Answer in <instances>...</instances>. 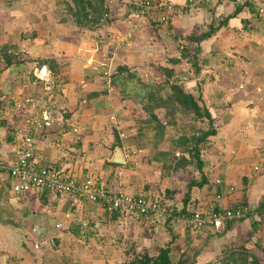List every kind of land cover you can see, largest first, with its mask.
Masks as SVG:
<instances>
[{
    "label": "crops",
    "instance_id": "1",
    "mask_svg": "<svg viewBox=\"0 0 264 264\" xmlns=\"http://www.w3.org/2000/svg\"><path fill=\"white\" fill-rule=\"evenodd\" d=\"M62 1L0 0V47L4 46L0 54V99H10L12 103V99L21 95L37 98L41 90L35 85L45 86L27 78V66L33 73L36 65L48 62L42 61L46 58L57 63V73L51 72L50 89L46 90L48 97L38 98L39 106L34 113L38 121L44 114L49 117L46 126L34 133L35 152L40 163L54 164L63 173L81 176V179L95 177L110 188L131 194L153 190L151 182L159 176L156 167L146 161L142 164L144 170L134 167L128 160L131 147L119 146L115 136L111 137V126L116 129L118 119L123 122L122 127L127 123L123 119L127 116L122 104L100 77L96 62L100 59L111 64L136 66L141 59L140 52L147 55L141 59L145 62L150 51L162 45L167 47V53L175 51L177 58V45L188 43L183 39L185 35L192 31L199 34L208 30L210 24L218 26L222 20H227L199 43L201 73L191 76L190 67L183 72V76H187L183 82L188 91L199 93V84L202 98L210 109L225 110H221L223 113L219 117L212 114L216 134L211 141L217 155L207 161L205 169L209 181L193 190L189 200L195 199L201 204L211 191L218 190L224 194L221 202L224 206L247 203L256 209L264 207V107L250 108L246 104L259 96L254 95L250 86L264 82L260 73L264 70V16L257 14L254 5L264 4V0H249L253 9L244 7L236 14L235 9L242 5L236 0H209L199 5L190 4L188 0H165L172 6L170 20L157 25L155 19L146 18L136 26L127 46L111 45L107 35L126 31L129 12L126 5L130 0H109L110 22L104 30L110 32L104 31L107 32L105 46L100 44V47L97 43L102 37L96 35H100L102 29L88 31L75 27L70 17L62 13ZM107 46L104 52L102 49ZM8 58L10 63L6 61ZM175 58H168L164 66H173L171 59ZM186 63L185 59L182 64ZM209 70L211 74L207 76ZM231 86L236 89L230 90ZM210 88L212 91L208 92ZM236 90L242 91L238 100L231 97L238 93ZM224 100L229 101L226 107L217 104ZM8 119L14 129L26 126L18 111L9 114ZM7 131L6 127L0 128L4 147L7 146ZM118 148L125 156L122 163L113 161ZM216 178L221 179L220 186H214ZM10 184V177L0 172V225L15 230L7 239L0 237V264H122L127 242L135 245L136 251L147 250L153 255L165 245L173 249L178 239L186 240L191 235L187 228H177L173 224L177 215H172L174 217L165 223H157L146 216L114 214L99 203H88L75 196L50 192L10 196ZM230 186H233L232 191H229ZM27 197L37 198V203L26 206ZM174 204L173 212L183 206L182 202ZM190 206L187 202L186 208ZM68 211L72 218L66 220L64 215ZM28 218L34 219L31 232L35 225L44 232L41 237L33 232L41 239L34 238L31 247L27 242ZM253 220L234 221L229 228L225 225L222 232L228 236L239 234L240 230L250 232L259 224ZM58 221L64 222L63 228L55 227ZM82 223H85L84 228ZM22 226L26 231H20ZM34 242H38L37 248Z\"/></svg>",
    "mask_w": 264,
    "mask_h": 264
},
{
    "label": "trees",
    "instance_id": "2",
    "mask_svg": "<svg viewBox=\"0 0 264 264\" xmlns=\"http://www.w3.org/2000/svg\"><path fill=\"white\" fill-rule=\"evenodd\" d=\"M108 1L109 0H63L60 4V9H62V13L70 17L75 27L80 30L95 31L102 29L104 25L110 22L108 18L110 8ZM152 1L159 2L160 0ZM242 5L235 9V14L244 7H248L251 10L253 9V4L250 2H245ZM126 6L129 9L128 13H130L132 8L128 3ZM143 16H145V19H155V21L159 23L157 25L166 23L160 19V14L158 12L146 13ZM63 20L65 21L66 19ZM226 22L227 20H222L218 26L210 24L208 30L200 32L199 34L192 31L185 35L183 39L185 38L188 43L177 45L179 57L171 59L173 66L155 68L158 70V73L164 75V79L161 82H147L145 78H143L144 74H142V71L126 63H119L114 67L111 74H109L108 81L110 86L118 89L120 100L130 109L131 115L136 119L137 131L135 133L122 139L118 131H116V144L119 146L125 144L127 146L134 145L136 148L141 149L145 145L142 140H146L152 144L153 147H157L164 139L165 130L168 127H173V125L176 126L177 123L179 125L181 119H183L182 121L186 120L184 124H182L185 131L181 132L175 139H171L173 144L172 149L157 150L152 157L147 159V162L153 164L159 171L160 177L172 178L173 175H175V178L181 177L184 179L187 185L186 194L181 200L183 206L177 212H173L175 202L170 206L166 200L160 201L161 203H166L169 210L172 211V215H175V213L181 214L185 211L193 188H201L208 183L209 178L205 169L207 160L202 158L201 151L204 147H207L206 144L209 143V137L216 134L214 117L210 107L202 98L200 85L198 84L199 93L197 95L188 91L187 88H184L183 85L175 79V76L180 74L178 72L180 69L176 65L181 61L180 59H186V62L190 64L192 74L198 76L203 69L198 63L200 53L199 43L209 38L219 26ZM3 49L4 46H1L0 54L4 52ZM6 61L10 63L11 60L8 58ZM42 61H48L46 64L48 63L50 73H57V63L54 60L49 61L46 58ZM32 75L34 80H36L34 73H32ZM104 80L106 83V79ZM43 84L46 86L45 83ZM48 85L50 86L51 83ZM43 89L41 87L40 95L35 98L36 101L38 98L47 99L48 94L45 93L46 89L44 92ZM7 104H9V106H7ZM13 105V102L11 103L9 100L3 101L0 99V109L12 108L13 112H15ZM157 110H162L163 113L160 114ZM20 116L23 118L22 114H20ZM40 121L43 126L42 128H44L46 126L45 121H42V119ZM190 122L193 124L191 127L187 128ZM13 126L8 116L0 118V128L6 127L8 129L5 139L9 140L11 138L14 130ZM148 131L151 132L150 138L146 135ZM180 145H183L185 148L180 150ZM106 164L117 165L111 162H106ZM187 166H194L199 174L198 177L192 176L187 180V178L182 176L186 174ZM166 192L169 194V199H171L175 191L166 189ZM45 193H47V191H44L42 194ZM110 211L114 212V214L119 212L118 210ZM168 219H170V217ZM255 219L257 222V220L261 218ZM233 222L234 221L227 222L225 225L229 228ZM130 247L134 250L132 253H129L125 243L123 252L126 255L131 254L132 258L129 259V256L125 255L122 264H174L171 255L172 249L169 245L160 247L157 253L153 255L149 254L147 250L137 252L133 244H130ZM185 262H187L186 259H180L178 262H175V264H185ZM195 262V259H193L188 262V264H195ZM207 264L215 263L212 262ZM219 264H264V246L256 244V249L253 251L248 250L242 245H240V248L226 249Z\"/></svg>",
    "mask_w": 264,
    "mask_h": 264
},
{
    "label": "built area",
    "instance_id": "3",
    "mask_svg": "<svg viewBox=\"0 0 264 264\" xmlns=\"http://www.w3.org/2000/svg\"><path fill=\"white\" fill-rule=\"evenodd\" d=\"M209 0H188V3L199 5L207 3ZM237 3L244 4L249 0H236ZM132 8V13L136 18L146 13L158 12L160 19L168 22L170 20L171 4L166 1L154 2L152 0H130L128 2ZM257 14L264 16V4H254ZM127 29L124 33L115 35L118 43L132 38L135 25L131 19H127ZM130 27V28H129ZM129 28V29H128ZM131 32L132 35H131ZM125 34L131 36L125 37ZM131 40V39H130ZM36 81L50 84L51 73L46 63L39 64L34 72ZM15 111L23 115L26 126L17 127L13 130L11 138L7 140V146H3L0 136V172L7 174L11 179V192L14 195L40 194L44 191L57 193L60 195L75 196L84 201L99 203L109 210H118L123 214L131 216H146L157 223H165L171 214L168 206L146 194H131L121 190L108 189L105 184L93 180L76 181L70 174L63 173L54 164H41L36 155L34 133L42 129L41 121L34 117L38 102L31 96L21 95L12 99ZM12 108H1L0 118L8 116ZM13 112V111H12ZM30 114V115H29ZM44 114L42 121L48 120ZM4 139V138H3ZM221 179L214 180V186H220ZM233 186L229 187V191ZM211 195L202 202L199 207L176 217L185 226L192 229L212 228L218 229L227 222L243 220L246 218H264V207L253 208L247 203H239L236 206H224L221 204L223 193L214 190ZM189 210L190 208H186ZM71 212H66L64 218L71 219ZM180 215V214H179ZM63 221L55 224L56 228H63ZM85 223H82V228ZM83 230V229H82ZM32 231L39 237L44 232L39 225H35ZM34 247H38V242H34Z\"/></svg>",
    "mask_w": 264,
    "mask_h": 264
},
{
    "label": "rangeland",
    "instance_id": "4",
    "mask_svg": "<svg viewBox=\"0 0 264 264\" xmlns=\"http://www.w3.org/2000/svg\"><path fill=\"white\" fill-rule=\"evenodd\" d=\"M126 17H127V19L128 18L131 19L132 23L135 25V28L142 21L145 22V17L138 16L137 20H136V17L132 13H127ZM125 24H127V21H125ZM126 27H127V25H126ZM104 29H105V25L102 27V31L103 32H101L100 35L99 34L96 35L97 38H101L102 37L100 43H97V44H99V47H100V44L102 46H105L104 42L106 40V38H105L106 34H107V32H110V31H107V30H104ZM104 31H107V32H104ZM135 32H136V29H135L134 33ZM121 33H119V34H121ZM132 33L133 32H131V35H132ZM115 35H117V34L112 33V32H111V35H110V33L107 35L108 38H111V41H110L111 45L115 44V45H119V46H127V45H129L131 43V40H130L131 37H130L129 40H125V42L122 43V44L118 43L117 40L113 39V38H115ZM131 35L130 34H125V37H129ZM42 38H44V37H42ZM149 45H151V44H149ZM166 48L167 47L165 45H162V47L160 46L158 49H155V47H154L153 51H150L151 53L148 55L149 57L147 59H144L145 62L143 60H141V59H142V57H145L147 55L146 54L145 55H141V52H140L139 57L141 59L138 60L140 62H138L137 59H136L135 61H137L136 62L137 65L135 66V64L133 63L134 65H132V66L138 67V69L140 71H142V74H144L143 78H145V80L147 82H152V81L161 82L164 79V75L158 73L157 72L158 70L155 69V68L163 67L165 62L167 63L168 58L169 59L170 58H175V56L177 55V53H175V51L172 52V53H167L168 51L166 50ZM97 49H98V47H97ZM107 49H108V46L106 47V49H102V50L105 52V50L107 51ZM172 49H174V47ZM104 52L100 51L101 54L104 53ZM263 54H264V52H263ZM180 60L183 63V61L185 59H180ZM142 61H143V63H141ZM182 63L178 67L180 69V71H178L180 74L175 76V79L183 75V72L186 70V67H190L189 63H186V64H182ZM96 64L99 65V67L96 68V70L101 72L100 73V77H102V79H106V85H107L108 90L110 92H112V94L116 96V99L122 104V107H124L125 112H126L125 114L127 116V117L123 118V119L126 120L127 123L125 125H123L122 127L120 125L123 122H120L118 119H117V123H116L117 125H115L116 129H114L113 125L111 126V130H110L111 137L115 136L116 131H118L120 138L124 139L127 136H130V134L135 133L137 131V128H136V122H135L136 119H135V117L133 115H131L130 109L127 108L122 103V101L120 100V94L118 92V89L117 88L115 89V88L111 87L110 84H109V81H108L109 74H111V72L114 69V67H116L119 63L115 62V64L114 63L111 64L110 62L106 63L105 60H104V62H102L100 59H98ZM178 64H180V62ZM128 65H130V64H128ZM38 66H39V64L36 65L33 68V73L35 72V68H37ZM144 66H145V68H144ZM28 70H29V68L27 66V70H26L27 78H29L30 80H34V77H33L32 73L29 72ZM225 72H226V70H225ZM260 73L264 77V70H261ZM208 74H211L210 70L208 72H206L207 76H208ZM190 75L191 76L193 75L191 70H190ZM185 80H187V78ZM183 81L184 80H179L180 84L183 85L184 88H186L185 87V82H183ZM262 81H264V80H262ZM50 82H51V80H50ZM35 86L38 87L37 90L39 88L41 90L40 85L36 84ZM223 86H225V84H223ZM242 87L243 86L238 87V88L242 89ZM250 88L253 90V92H255V94H254L255 96H257V94H259V96L257 97V99H255V100L252 99L253 101H251V102L249 101V102H247V103L245 102V103L250 108H253V107L261 108V107H264V96H263L264 95V82L258 83V84L255 83V85L254 86H250ZM42 89H43V87H42ZM45 89L49 90L50 86L46 85ZM45 89H43V92H44ZM235 89H236L235 86H231L230 90L234 91ZM211 91H212V89L210 88L208 92H211ZM236 91H238V93H236V94L233 93L234 95L231 94L232 98L233 97L236 98L234 100H238L239 96H241V94H242L241 90H236ZM197 94L198 93L196 92V95ZM208 103H211V101L208 100ZM228 103H229L228 100L218 101L217 102L218 105H223L224 107H226V104H228ZM7 106H9V104H7ZM210 110H211L213 115L216 114L215 116H218V117L220 116L221 113H223V111H225L222 108L219 110V109H215L214 107L211 108ZM221 110H223V111H221ZM157 112H160V114L163 113L162 110H157ZM10 114H12V112ZM182 120L183 119L180 120L179 125L177 123L176 126H174V125H173V127L170 126V127H168L165 130L166 132H165V135H164V139L158 144L157 147H153L152 144H150L146 140H142L145 145L141 149L136 148L134 145H129L131 147L130 148V156L131 157L128 158L129 162H133V166L134 167L138 166L140 169L142 168V170H144L143 167H142V164H144L145 161L147 162L148 161L147 159L149 157H152L157 150H170V149H172L173 144H172V140L171 139L172 138L175 139L177 136H179L181 134V132L185 131V129H183L182 124H184V122L186 120L185 121H182ZM220 120L223 121L222 116L220 117ZM192 124H193L192 122L188 123L187 128L191 127ZM146 135L150 138L151 132H149V131L146 132ZM211 137L212 136H210L209 139H208L209 143L206 144L207 147H204L202 149V151H201L202 158L207 160V161H210L209 158H211V156L215 157L217 155V154H215L214 145L212 144ZM100 139H102V138H100ZM213 139H214V137H213ZM213 142H214V140H213ZM183 148H185V147L183 145H180L179 149L182 150ZM133 150H136L137 152L133 153L132 152ZM123 158H125L124 154H123ZM147 164L148 165H152V167L155 168V166L153 164L148 163V162H147ZM206 167H207V165H206ZM186 169H187L186 170V174H184L182 176L187 178V180L190 177H192V176L193 177H195V176L198 177L199 174H198L197 170H195L194 166H187ZM155 171H157V170H155ZM140 172H142V171L140 170ZM171 174H175V173H171ZM72 177L75 178L76 181H85L86 180V179H81L82 177L81 176H77V175H73ZM86 178H89V177H86ZM87 180H93V181H97L98 182V180L95 177H90ZM185 181H186V179H185ZM101 183L105 184L104 182H101ZM151 184H152L153 190H155V192H152L153 190H151L150 192L149 191L145 192V190H143V193L146 194V195H149V196H151V197H153L155 199H158L159 201L166 200V202H168V204H170L171 202H176V203L177 202H181V200L184 198V196L186 194V190H187V185L185 184L184 179H182L181 177L175 178V175H173L172 178L160 177V175L159 176H155V179L151 182ZM10 186H11V184H10ZM107 188L111 189V190H116V189L110 188L108 186H107ZM166 189L175 191L173 193L171 199H169L170 197H169V194L166 192ZM193 190H196V188H193ZM121 191L127 192L126 190H121ZM8 194L10 196H13V193L11 192V187L9 189ZM139 194H141V193H139ZM19 201H20L21 204H23L22 200H19ZM87 202L89 203L90 201H87ZM188 202L191 205L190 209L189 210L185 209V211H183L180 215H179V213H175V215H177L176 217L181 216L182 214H187L188 212L194 210L196 207L201 206L200 203H197L198 200L196 201L195 199L191 200V201L189 200ZM202 202H205V201H202ZM24 203L26 204V206L27 205L28 206H30V205L34 206L37 203V198L27 197V198H25ZM198 204H199V206H198ZM149 219H151V218H149ZM248 219L250 221L253 220L252 218H248ZM253 221H256V219L253 220ZM257 221L259 222V224H256V226L254 228L252 227L253 230L251 229V231H250L251 233L249 231L246 232V231L240 230L239 234L235 233V234H233V236L232 235L228 236L227 233L225 234V232H222L223 231V227L225 225L222 226V227H219L218 229H212V228L192 229V228H189V227L185 226L181 221H177V220L175 221L174 220L173 224L177 228H184V229L187 228L189 234H191V235H188L186 240L178 239V241H176V246L171 251L173 263L175 264V262H178V260H180V259H183V260L186 259L187 262H185V264H188V262H190L193 259H195V261H196L195 264H205V263L207 264V263H212V262L215 263V264H219L220 263V259L224 256L226 249L238 248V247L240 248V245H242L243 247L247 248L248 250L253 251V250L256 249V244L264 246V218L258 219ZM33 222H34L33 218H28L26 229H27V233H28L27 234L28 235L27 242L29 244L28 245L29 247H31L30 245L32 244V241L34 240V238H38L39 237V236L35 237L34 233L30 231V227H31ZM26 229H25L24 226H22V229L20 231H22V230L26 231ZM59 229H61V228H59ZM204 229H206V230H204ZM202 230H204V231H202ZM13 234H15V230L11 226L0 225V237H2L3 239H7L8 235L11 236ZM40 239L41 238H38V240H40ZM130 244H132V243L127 242L126 243V248L129 250V253H132L134 250L130 247ZM135 250H136V247H135ZM126 256H129V259L132 258L131 254L130 255H126Z\"/></svg>",
    "mask_w": 264,
    "mask_h": 264
},
{
    "label": "water",
    "instance_id": "5",
    "mask_svg": "<svg viewBox=\"0 0 264 264\" xmlns=\"http://www.w3.org/2000/svg\"><path fill=\"white\" fill-rule=\"evenodd\" d=\"M160 1H165V0H160ZM187 73V72H186ZM187 78V76L185 75V76H180V77H178V78H176V81H179V80H185ZM123 158V153H122V151L120 150V148H118L117 150H116V152H115V155H114V160L113 161H115V162H118V163H122L123 161H124V159H122Z\"/></svg>",
    "mask_w": 264,
    "mask_h": 264
}]
</instances>
